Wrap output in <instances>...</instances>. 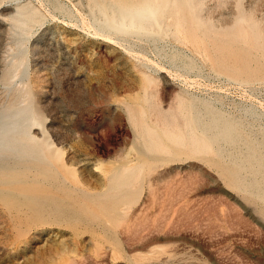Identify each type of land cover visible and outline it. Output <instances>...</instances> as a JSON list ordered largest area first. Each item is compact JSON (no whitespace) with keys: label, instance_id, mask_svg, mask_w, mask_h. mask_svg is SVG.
<instances>
[{"label":"rangeland","instance_id":"rangeland-1","mask_svg":"<svg viewBox=\"0 0 264 264\" xmlns=\"http://www.w3.org/2000/svg\"><path fill=\"white\" fill-rule=\"evenodd\" d=\"M194 3L202 40L156 26L113 44L93 33L90 0H0V120L17 114L72 188L0 171V264H264V0ZM242 19L250 39L225 41ZM180 99L225 119L229 139L200 153L146 146L141 106L181 124ZM20 158L0 149V166Z\"/></svg>","mask_w":264,"mask_h":264},{"label":"bare ground","instance_id":"bare-ground-1","mask_svg":"<svg viewBox=\"0 0 264 264\" xmlns=\"http://www.w3.org/2000/svg\"><path fill=\"white\" fill-rule=\"evenodd\" d=\"M194 1L195 0H90V27L95 35H99L113 44H122L127 37L133 34L140 35L150 33L156 26H164L171 29L172 32L176 34V37L182 32L186 39L196 43L197 40H202L197 30L207 29L208 32L211 28L208 24L203 22L200 16H189L184 10L188 8L193 9L195 7ZM154 4L157 5V9L153 8ZM21 8H23V6H21ZM28 16L30 21L36 18L34 13H30ZM242 21L247 25L244 19H242ZM249 29L248 25L244 27L243 25L235 24L224 34L225 41L240 43L241 40H249L250 38L247 33ZM213 34L214 36H218L215 32ZM232 70V73L235 74V69ZM144 75L145 82L149 85L153 83V78L150 75ZM151 96L152 93H148V89H146L144 101L148 105H151ZM17 109L15 112L19 110ZM156 110V116L153 118L151 117L150 120H146V110L141 106L138 113V120L139 128L141 129L140 137L143 143L158 151L171 152V146L175 145L182 149L188 148L194 153L209 152L214 151L212 149L213 144L211 145L212 141L216 142L218 138L224 140L229 139V133L226 130V126H228L229 130V125L226 124L225 119L208 111L204 116H196L194 112L190 114L191 111L184 99H180L176 107V112L182 117L181 124L177 123L173 113L164 111L160 108ZM24 111L25 110H22L21 113ZM207 114L209 115V119L207 118L209 121L205 122L204 117ZM16 115L14 117H16ZM22 116L24 117V115ZM13 118L8 117L0 120V149L7 148L14 151L21 157V162L25 163H20L16 167L11 168L0 166V171H2L3 174L6 169L11 171L10 174L6 176V180H18L16 171L24 173L27 176L29 173H32V180L35 183L50 185L56 189L60 188L64 193H67L68 190H66V188H72L65 185V177L59 171L51 170V162L44 155L43 151L39 149L36 138L26 131L20 132L18 129L20 126L16 124ZM25 118L24 122L26 120ZM22 121L21 118V122ZM208 131L212 132L209 133ZM253 150H255V148H253ZM242 162L243 161H241V163ZM238 164L237 166L236 164H232V166L237 168L240 166V163ZM241 165L244 167L243 164ZM247 166L255 170L253 175L258 174L256 170L259 164L258 166H254V164L250 162ZM224 167L232 183L242 184L241 180L236 179V177L239 178V176L236 175L235 170H232L231 167L228 168V166ZM127 169L128 166H123V170ZM260 177L262 181H264V175L262 174ZM261 178L255 181L254 187L259 184ZM31 186V184L27 183V185L21 187V191L26 193L30 191ZM255 189L260 199L264 201V187L261 188V186H257ZM31 196L33 199L40 200L48 197V195L45 197H40L38 195Z\"/></svg>","mask_w":264,"mask_h":264}]
</instances>
